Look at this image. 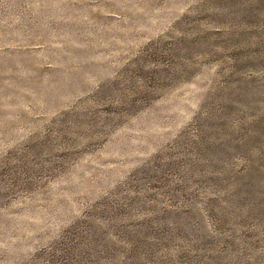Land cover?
Listing matches in <instances>:
<instances>
[{
  "label": "rangeland",
  "instance_id": "1",
  "mask_svg": "<svg viewBox=\"0 0 264 264\" xmlns=\"http://www.w3.org/2000/svg\"><path fill=\"white\" fill-rule=\"evenodd\" d=\"M0 264H264V0H0Z\"/></svg>",
  "mask_w": 264,
  "mask_h": 264
}]
</instances>
